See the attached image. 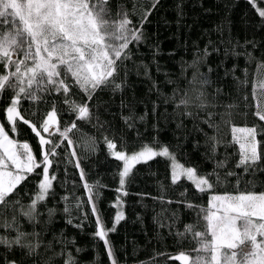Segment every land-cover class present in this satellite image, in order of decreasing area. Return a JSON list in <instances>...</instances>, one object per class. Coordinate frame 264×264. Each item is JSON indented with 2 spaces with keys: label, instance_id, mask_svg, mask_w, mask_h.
<instances>
[{
  "label": "trees",
  "instance_id": "trees-1",
  "mask_svg": "<svg viewBox=\"0 0 264 264\" xmlns=\"http://www.w3.org/2000/svg\"><path fill=\"white\" fill-rule=\"evenodd\" d=\"M257 2L264 8V0ZM133 3L137 4L135 11ZM148 3L149 0H109L108 7L114 19H118L117 13L123 8L133 25L138 26ZM143 32L142 42L130 45L131 59L119 68L116 83L122 85L121 89L108 86L98 90L89 102V120L76 121V114L63 103V97L54 93L41 94L43 99L37 102L22 99L19 106L27 119L39 122L56 103L61 130L74 121L78 124V129L69 133L74 141L72 147L67 146V141L59 137L55 128L51 136L42 133L61 147L56 149L58 155L50 157L53 160L50 175L54 174L56 180L46 207L41 206L43 215L35 227L45 244L51 242L57 252L65 247L59 241H74V245L66 247L76 264H111L103 242L94 238L95 217L87 203L80 169L75 167L76 158L85 180L94 185L98 193L95 203L104 226H113L117 212L121 211L125 217L107 237L117 264H180L169 257L180 250H188L195 256L196 244L190 236L182 239L177 233L196 222V213L200 207H207L211 192L231 193L237 187L264 191V171L245 173L235 167L239 145L232 143L231 131L232 126H256L257 139L264 150V127H261L264 122L253 115L255 101L250 85L256 65L264 62V18L249 0H159L143 24ZM193 60L198 62L190 67ZM194 74L198 80L206 78L208 83L189 84ZM245 80L249 84L242 85ZM201 90L206 96V109L177 107L184 92L195 95ZM174 93H177L175 97ZM10 97L11 92L0 96V123L5 125L4 110L10 104ZM72 99L79 102L84 97L79 94ZM188 111L192 112L191 116L185 114ZM125 117L131 119L126 123ZM205 121L219 128H210ZM9 135L20 144L28 143L39 158V137L28 125L20 124L17 131ZM212 136L219 141L215 152L212 151L214 142L209 139ZM105 137L116 143V149L127 152L143 145L167 146L183 165L203 176L215 171L220 182L211 192L204 193L198 192L185 177L173 184L169 159L157 156L136 164L121 190L122 161L111 155ZM73 150L76 158L70 155ZM219 162H224L225 167L218 168ZM259 167L264 169V159ZM230 171L236 175L227 176ZM41 178L33 174L19 186L17 198L22 204L27 205L34 197ZM215 179V176L210 177V181ZM118 200V206H114ZM77 202L82 203L80 208L76 207ZM189 203L197 207L188 208ZM66 206L70 207V215L64 212ZM48 208L55 209L51 218L47 215ZM69 219L72 224L67 222ZM20 222L25 231L33 230L27 221L21 219ZM77 224L82 226L76 227ZM76 248L81 251L76 252ZM41 253L46 257L52 250L45 253L41 249ZM61 259L57 257L58 261ZM10 261L43 264L41 258L34 261L16 246L12 250L0 247V264Z\"/></svg>",
  "mask_w": 264,
  "mask_h": 264
},
{
  "label": "snow or ice",
  "instance_id": "snow-or-ice-1",
  "mask_svg": "<svg viewBox=\"0 0 264 264\" xmlns=\"http://www.w3.org/2000/svg\"><path fill=\"white\" fill-rule=\"evenodd\" d=\"M108 3L109 0H0V96L11 92L10 104L4 110L7 125L0 123V247L12 250L16 246L23 250L24 255L33 257L34 261L41 258L43 264H76V259L66 247L68 244L74 245V241H59L65 247L57 252L53 250L52 243L45 244L41 232L35 230L43 215L41 206L46 207L53 181L56 180L54 174L50 175L49 170L53 164L50 157L58 155L56 149L61 147L51 139H46L42 133H49L51 136L53 133L50 129L55 126L59 137L67 141V146L74 145L69 133L78 129L76 121L90 119L89 102L96 92L108 86H112L114 90L121 89L122 85L116 83L119 68L124 65V61L131 59L130 45L139 44L144 39L143 24L147 22L159 0H149L138 26L133 25L129 13L123 8L117 13L118 19H114ZM249 3L264 18V8L259 6L257 0H249ZM132 8L135 11L137 4L133 3ZM197 62L193 60L190 67H195ZM262 69L264 62L256 65V74L250 85L255 101L253 115L264 122ZM196 82L201 85L208 83L206 78L198 80V76L194 74L189 84ZM241 83L247 85L249 81ZM43 93L62 96L63 103L76 114V121L61 130L56 103L52 104L51 110L39 122L27 119L19 107L21 100L37 102L43 99ZM79 94H83L82 101L72 99ZM176 94L174 93V97ZM244 98L248 99L247 96ZM180 106L185 109L190 106L206 109L208 104L205 93L202 90L195 95L184 92L177 104V107ZM228 107L232 108L233 105ZM185 114L191 116L192 112ZM124 119L127 123L131 117ZM205 123L210 128H219V125L208 121ZM20 124L28 125L39 137V158L33 154L28 143L20 144L10 137L9 132L15 133ZM231 131L232 143L239 145V160L235 167L242 168L245 173L264 171L259 167L264 159V150L257 139V127L232 126ZM237 133L241 135L237 136ZM209 139L214 142L212 151L215 152L216 143L219 141L215 136ZM105 143L111 155L123 162L119 172L121 190L126 177L136 164L146 163L157 156L166 157L172 162L173 184L181 176H185L198 192L204 193L211 192L220 182V176L215 171L208 176H202L197 174L196 169L179 164L167 146L156 150L152 146L143 145L141 150L128 154L117 151L116 143L108 137H105ZM47 145L51 147L46 148ZM70 155L77 157L75 150ZM75 167L80 169V179L84 182L83 188L88 197L87 203L95 217L94 238L103 242L111 264H117L107 237L110 232H115L116 225L125 217L122 212H117L113 226L106 228L95 203L98 193L94 191L95 186L85 180L78 158ZM217 167H225L224 162H219ZM37 169L41 171L37 172ZM33 174L42 178L38 181L34 197L25 205L17 198V189ZM226 175L233 176L236 173L230 171ZM212 176L216 177L214 182L210 181ZM63 199L67 201V197ZM118 204L119 200L114 206ZM81 206L82 203L77 202L76 207ZM187 207L195 209L197 206L189 203ZM64 212L70 215V207L66 206ZM54 213L55 209H47L49 218ZM196 215L194 224L186 225L184 232L177 233L182 239L190 236L195 242V256L182 251L169 259L180 264H264V191L240 190L237 187L231 193H213L207 207H200ZM21 219L32 226L31 232L23 229ZM67 222L72 224L71 219ZM41 249L45 253L52 250V254L45 257ZM75 251L80 252L81 249L76 248ZM57 257L62 259L58 261ZM8 264L16 262L10 261Z\"/></svg>",
  "mask_w": 264,
  "mask_h": 264
},
{
  "label": "rangeland",
  "instance_id": "rangeland-1",
  "mask_svg": "<svg viewBox=\"0 0 264 264\" xmlns=\"http://www.w3.org/2000/svg\"><path fill=\"white\" fill-rule=\"evenodd\" d=\"M53 127H55V126H53ZM52 127V128H53ZM236 127H246V126H236ZM247 127H249V126H247ZM237 136H240L241 134L240 133H237L236 134ZM22 144V143H21ZM151 146V145H150ZM142 147V146H141ZM141 147H139V149L138 150H134V151H125L126 153H128V154H131V153H133V152H136V151H139V150H141ZM153 148H155L156 150H159L161 147H163V146H161V147H154V146H152ZM117 151H124V150H119V149H116ZM176 161L179 163V164H182L177 158H176ZM169 162H170V169H171V172H172V168H171V161L169 160ZM183 165V164H182ZM184 166L185 167H190V166H188V165H185L184 164ZM122 167H123V162H122V166H121V168H120V171L122 170ZM192 168V167H191ZM198 175H201V174H199V173H197ZM203 176V175H202ZM181 177H185V176H181ZM186 178V177H185ZM214 192H211L210 193V195H209V198H208V200H210V197H211V195L213 194ZM218 194H222L221 192H217ZM121 212V211H120ZM186 252V253H189V251L187 250V251H184V250H180V251H176V253L174 254V255H176V254H179L180 252Z\"/></svg>",
  "mask_w": 264,
  "mask_h": 264
}]
</instances>
